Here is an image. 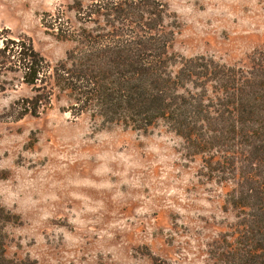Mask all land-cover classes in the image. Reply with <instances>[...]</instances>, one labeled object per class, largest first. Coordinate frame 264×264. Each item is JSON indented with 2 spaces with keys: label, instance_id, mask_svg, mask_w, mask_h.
Wrapping results in <instances>:
<instances>
[{
  "label": "rangeland",
  "instance_id": "obj_1",
  "mask_svg": "<svg viewBox=\"0 0 264 264\" xmlns=\"http://www.w3.org/2000/svg\"><path fill=\"white\" fill-rule=\"evenodd\" d=\"M74 1L0 0V46L30 41L48 61L63 58L72 42L46 25L57 13L73 22ZM166 1L175 54L246 67L264 51V0ZM29 94L19 72L1 76L0 113ZM66 105L53 97L38 116L0 119V203L18 216L5 228L7 255L21 264H220L213 253L237 228L226 202L234 183L211 177L162 124L144 132L74 117Z\"/></svg>",
  "mask_w": 264,
  "mask_h": 264
},
{
  "label": "trees",
  "instance_id": "obj_2",
  "mask_svg": "<svg viewBox=\"0 0 264 264\" xmlns=\"http://www.w3.org/2000/svg\"><path fill=\"white\" fill-rule=\"evenodd\" d=\"M68 10L73 22L57 13L46 25L72 42L63 58L48 61L30 41L0 46V77L19 72L30 89L0 119L38 116L63 96L74 117L87 113L144 132L164 125L186 155L201 156L211 177L234 183L226 202L237 228L216 260L264 264V51L246 67L175 54L166 0H75ZM17 221L0 203V264H21L6 253V225Z\"/></svg>",
  "mask_w": 264,
  "mask_h": 264
}]
</instances>
